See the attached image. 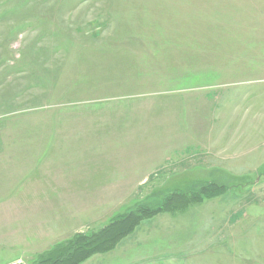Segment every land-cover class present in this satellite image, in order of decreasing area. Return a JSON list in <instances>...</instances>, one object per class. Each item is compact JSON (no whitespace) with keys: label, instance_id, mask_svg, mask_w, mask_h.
<instances>
[{"label":"rangeland","instance_id":"rangeland-1","mask_svg":"<svg viewBox=\"0 0 264 264\" xmlns=\"http://www.w3.org/2000/svg\"><path fill=\"white\" fill-rule=\"evenodd\" d=\"M209 94L220 153L240 131L256 137L243 117L264 120V0H0V264H43L59 242L174 193L80 264H264V182L243 201L174 164ZM97 158L142 183L124 207L80 214L79 193L55 187ZM211 184L225 190L200 193Z\"/></svg>","mask_w":264,"mask_h":264},{"label":"crops","instance_id":"crops-1","mask_svg":"<svg viewBox=\"0 0 264 264\" xmlns=\"http://www.w3.org/2000/svg\"><path fill=\"white\" fill-rule=\"evenodd\" d=\"M211 95L209 94V97L206 98V103L198 101V103L196 102L193 105L194 115L191 121V128L193 129L192 139L190 145L185 147L188 151L190 150V154L183 157L182 148L176 150L174 157L175 167L176 169H182V166L187 165L189 161L191 173H196L202 177V179L200 178L201 180H197L204 183L207 182V184L214 182L223 183L229 187L227 190L229 195L233 196L234 190L237 191V196L243 201H246L249 196L248 201L250 202L251 194L255 193L256 195L260 184L264 182L263 117L259 115V121L255 120L256 113L253 114L251 109H246L244 115L247 114V116L243 117V121L255 122V130L259 127L257 128V132H255L256 137L246 135V132L240 131L239 140L233 143L235 148L232 147V153H229V148L231 147L229 146L224 152L222 151V154L215 148L214 131L211 128L213 124L212 113L209 109V106H211L209 103L212 99ZM236 143L237 145H234ZM252 153H254V157H251ZM119 171V167L115 169L113 166L108 165L107 160L97 158L88 162L84 161L78 173L79 182L76 179V184L72 186L73 176L70 174V180L66 176L62 177V183L56 186L55 190L60 191L63 187H68V191L65 192H69L71 198H74L75 192H78L80 214L98 213L97 210L93 211V205L98 209V206L101 204L109 205L111 201L116 199L115 203H113V208L109 205L111 211L114 212L121 205L124 207L128 203L122 201L125 197L122 193H135L138 191L142 183L141 180H138L143 175L140 174V171H137L135 174L133 172L136 175L134 178V175L130 174V170H124L126 172L125 175H120ZM229 176H232L230 178L234 180V183H226L225 180L229 179ZM43 186L45 190H48V183ZM177 190L179 189L177 188ZM256 197L258 198V196ZM128 198L130 200V196ZM255 203L259 204V209L256 208L254 210V216L260 219L264 217V201L259 199ZM194 219H198L197 215H194ZM226 222L229 223L230 221Z\"/></svg>","mask_w":264,"mask_h":264},{"label":"trees","instance_id":"trees-1","mask_svg":"<svg viewBox=\"0 0 264 264\" xmlns=\"http://www.w3.org/2000/svg\"><path fill=\"white\" fill-rule=\"evenodd\" d=\"M223 190L225 188L211 184L207 186L206 191L200 193L215 196ZM176 196V193L169 195L165 199V203L156 209H149L142 206L141 203L137 204L135 209L115 216L108 225L98 232L85 235L74 234L69 240L59 242L46 252L43 256V264H80L95 253H103L112 249L122 238L133 232L143 219L150 218L166 210L168 202L173 203V200L177 199Z\"/></svg>","mask_w":264,"mask_h":264},{"label":"water","instance_id":"water-1","mask_svg":"<svg viewBox=\"0 0 264 264\" xmlns=\"http://www.w3.org/2000/svg\"><path fill=\"white\" fill-rule=\"evenodd\" d=\"M15 264H25V263L21 260H18Z\"/></svg>","mask_w":264,"mask_h":264}]
</instances>
